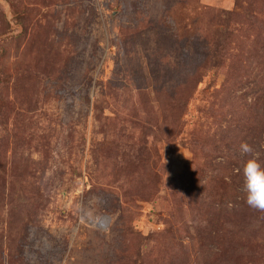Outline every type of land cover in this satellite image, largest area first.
Here are the masks:
<instances>
[{"label":"rangeland","instance_id":"rangeland-1","mask_svg":"<svg viewBox=\"0 0 264 264\" xmlns=\"http://www.w3.org/2000/svg\"><path fill=\"white\" fill-rule=\"evenodd\" d=\"M242 142L264 0H0V264H264Z\"/></svg>","mask_w":264,"mask_h":264},{"label":"clouds","instance_id":"clouds-1","mask_svg":"<svg viewBox=\"0 0 264 264\" xmlns=\"http://www.w3.org/2000/svg\"><path fill=\"white\" fill-rule=\"evenodd\" d=\"M239 152L246 157L241 169L245 202L250 208L264 212V165L260 162V153L247 142L240 144Z\"/></svg>","mask_w":264,"mask_h":264},{"label":"trees","instance_id":"trees-1","mask_svg":"<svg viewBox=\"0 0 264 264\" xmlns=\"http://www.w3.org/2000/svg\"><path fill=\"white\" fill-rule=\"evenodd\" d=\"M221 46H222L221 44L217 45L216 48H215V51L212 53V55H211V53H209L208 56H211V57L215 58L217 55H219L220 50H221L220 49Z\"/></svg>","mask_w":264,"mask_h":264}]
</instances>
